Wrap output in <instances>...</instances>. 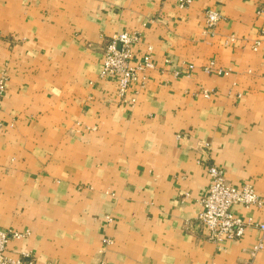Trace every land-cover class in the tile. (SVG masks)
Returning a JSON list of instances; mask_svg holds the SVG:
<instances>
[{
    "label": "crops",
    "instance_id": "0c3cea01",
    "mask_svg": "<svg viewBox=\"0 0 264 264\" xmlns=\"http://www.w3.org/2000/svg\"><path fill=\"white\" fill-rule=\"evenodd\" d=\"M124 31L154 66L120 99L98 72ZM210 60L227 73L204 72ZM1 72L0 229L29 231L6 254L239 264L261 240L252 264H264V208L232 205L254 223L220 242L195 219L212 165L264 199V0H0Z\"/></svg>",
    "mask_w": 264,
    "mask_h": 264
},
{
    "label": "built area",
    "instance_id": "2783aa9c",
    "mask_svg": "<svg viewBox=\"0 0 264 264\" xmlns=\"http://www.w3.org/2000/svg\"><path fill=\"white\" fill-rule=\"evenodd\" d=\"M193 0H176L178 7H186ZM219 20V14L213 9L205 11V22L208 27H213ZM137 37L128 32H120L112 35L104 45L102 64L98 72L100 78L114 79L116 83V95L123 99L133 84L142 86L146 80L147 71L153 68L150 50L140 58H135L133 45ZM262 40L256 39L253 49L260 46ZM191 67V66H190ZM206 73L215 71L217 74L227 72L216 66L213 60L208 61L203 66ZM5 72L0 73V109L2 97L6 90ZM209 93L203 91V96ZM129 101H135L134 94ZM209 183L207 192L198 200L200 209L197 211L195 219L203 227L208 240L220 242L222 239L239 238L245 230L254 222L251 216L245 218L231 212L232 205H241L245 209L251 207L264 208V199L252 188L250 184L236 186L231 184L224 177L223 171L212 165L208 167ZM261 232H264V219L257 224ZM29 231L2 230L0 229V264H34L28 252H21L16 257L6 254V244L10 238L22 239L27 236ZM109 243V239H103ZM263 247L261 240H258L250 250L251 258L239 264H252V257Z\"/></svg>",
    "mask_w": 264,
    "mask_h": 264
}]
</instances>
